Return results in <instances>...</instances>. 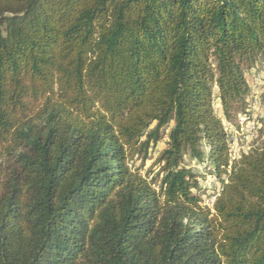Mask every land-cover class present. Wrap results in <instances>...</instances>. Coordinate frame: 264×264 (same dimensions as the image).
Returning <instances> with one entry per match:
<instances>
[{"label": "trees", "instance_id": "obj_1", "mask_svg": "<svg viewBox=\"0 0 264 264\" xmlns=\"http://www.w3.org/2000/svg\"><path fill=\"white\" fill-rule=\"evenodd\" d=\"M258 59L264 0H0V264H264V141L212 212L182 165L226 169Z\"/></svg>", "mask_w": 264, "mask_h": 264}, {"label": "rangeland", "instance_id": "obj_2", "mask_svg": "<svg viewBox=\"0 0 264 264\" xmlns=\"http://www.w3.org/2000/svg\"><path fill=\"white\" fill-rule=\"evenodd\" d=\"M256 63L257 65H254V68L247 69L244 73L247 84L245 108L248 104L253 107V104L249 103L251 100L250 96L253 90H257L258 105L256 111H254V118L255 121L258 122V127H256L253 134L243 132L240 135L238 134L236 137L238 145L248 144L251 146L250 149L260 146L264 141V60L258 59ZM254 77L256 78V81ZM211 102L213 110L221 118L222 123L229 122L235 128V120L237 115L231 120H226L224 118L221 105L217 98L216 86H213L212 89ZM169 127L170 126L164 130V134L158 142L150 144L147 154L144 158H142L140 155H135L129 161V167L132 169V171L140 174L148 180H151L153 176L160 173L161 164L158 162V157L161 151L167 147V132ZM201 148L204 153L201 159L192 158L187 154L183 157L182 165L188 168L195 175L192 193L201 199L202 206L209 208L212 212L213 204L211 201L213 197L216 199L215 197L218 195V193H220L223 184L226 183L224 180L228 177L229 169L226 168V171L221 169L219 172H216L212 161L209 159L205 142L202 143ZM157 185V183L154 184L156 188Z\"/></svg>", "mask_w": 264, "mask_h": 264}, {"label": "built area", "instance_id": "obj_3", "mask_svg": "<svg viewBox=\"0 0 264 264\" xmlns=\"http://www.w3.org/2000/svg\"><path fill=\"white\" fill-rule=\"evenodd\" d=\"M254 79L256 81L255 77ZM250 98L251 100L249 101V103H252L253 107L248 104L247 107L245 108V112L240 113L236 116L235 128L229 122L222 123L224 127V131L226 132V136H227L228 164L226 168H228L229 170H230L232 163L237 161L239 158H241L243 154H247L251 148V146H249L248 144L238 145L237 140H236V137L238 136V134L240 135L243 132L253 134L256 127H258V122H256L254 118V111H256L257 105H258V91L253 90ZM224 182H227V179H225ZM213 199L211 201L212 204L214 202Z\"/></svg>", "mask_w": 264, "mask_h": 264}]
</instances>
